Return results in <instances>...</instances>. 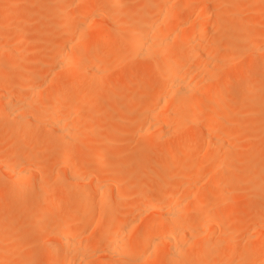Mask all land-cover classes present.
Wrapping results in <instances>:
<instances>
[{"label":"rangeland","instance_id":"374dc122","mask_svg":"<svg viewBox=\"0 0 264 264\" xmlns=\"http://www.w3.org/2000/svg\"><path fill=\"white\" fill-rule=\"evenodd\" d=\"M89 1L91 2V0H88V2ZM181 1H185V0H181ZM228 1L230 3L229 2L226 3L228 5L226 7H225L226 4L224 5V4H220V3H213L212 5H210L211 3H209V5L211 7L213 6V8H211L209 11L206 9H208L210 6H207V8H205L206 4L205 5L200 4L203 7L199 8L200 5L197 6L198 8L196 9V11L194 10L191 17H193V18H194V16L197 17L198 14H199V16H202L203 14H200L201 12L204 13V16L210 15L209 17H212V15H215V12L218 13L217 10L223 9L224 7H225L224 9H226V11L224 10V12H227V8L231 7V5L234 6V4H235L236 8H238V6H241V7H244V9H245L246 4H251L249 6H252L251 7L252 10L250 9L249 6L246 5L247 6L246 10L249 7L248 12L250 14L248 12H246V13L249 15L254 14L253 17H255L256 19L257 18L259 20L264 19V14H263V12H264V0H256V1L253 0V3H251V0H246V1L245 0H240V1L234 0V2L237 1L236 3H234L233 0H228ZM77 2H78L77 0H51V1L50 0L49 1L48 0H8V1L7 0L6 1L0 0V10H1L0 13L4 14V16H0V21L1 20H3L4 22L6 21L9 24L3 28H0V36H2L5 39V43H6L5 46H3L4 48L0 49V63L3 61L6 62L4 65H0V76L9 75L8 79L5 81L6 87L3 89L4 91L3 90L0 91V93H1L0 97H4V95H6V97H7L11 94H12V96L13 95L16 96L18 85L19 86H21V85L25 86V81L18 76L20 71H22L23 69L24 70L25 69L26 70H30V69L31 70H37L39 72V74H41L42 77H45V80L43 81V83L41 82L42 83L41 85H43V86H41V88H42V90L44 89L43 90V96L44 97L46 96V98H44V100H43L45 103V106L48 105V107H49L48 98L50 97L52 92L55 90V88L61 86V84H62V82H59V81L56 82L55 81L56 79L54 78L55 71L57 70V69H54V66L56 63H59L61 61L64 64V67L61 69V71H64L65 73H69V72L71 73L73 70V67H75L76 73L78 72L77 75H79V77H84L87 80H91V81L97 80V81L103 83L108 88L109 92H111V95H108L106 93L102 96H99L97 98H94V99L87 101L86 105L88 108L82 110L78 115L79 118L77 117L78 121L77 122L75 121L77 123V127L79 128V129L77 128L78 130L75 127L76 126L75 122H70V124H69L70 127H75V130L72 129L73 130V132H72V130L70 128V130H71L70 132H72L70 134L72 135V137L70 138V135H69V139L71 142H76L74 144L73 143L71 144L72 146H74L73 150L75 152V159L77 156L80 159H85L87 161L90 160L91 163L93 160H95L94 162L99 164L100 170H101V174L99 175L100 176L99 178H101L102 175H104V174H105L104 175L105 177L104 176L103 177L106 178L105 181H103L104 178H101L102 180L100 179L99 181L100 182L102 181L104 184L106 182V184H105L106 186H109V187L111 186L110 187L111 189H107L110 193L114 194L115 192H118V193L124 195V193L127 192L128 196L130 195V197H131V195H133V196L138 195L139 196L142 191L143 192L146 191V193L148 192L146 199H147L148 195H149V197H151V199L148 198L149 200L147 199V200L141 201V202H139V200H141L145 197H142V198L140 197V199L138 200L139 203L137 202V204L140 205L139 206L140 214H138L137 220L135 219L136 217L135 218H127V220H126V218H124L127 221V223H125V226H124L125 229L124 230L129 229L130 226L132 228L129 232L126 230L128 232V233L126 232L127 234L126 233L124 234V232H123L124 237H125L124 242L127 239L126 237H129V239H127L128 241L125 242L126 244L123 243V245H121V247H120L121 250H119V247H118V251H119V253H122L125 255H126V253L131 254V255H135V254L141 253L143 250L142 247L136 245L137 243L136 244L134 243V240H135V238L137 240V237H135L136 235H138V236L140 235L141 229L139 230V226L141 227V224H142L140 222L141 216H143L145 214H150V211L146 210L147 209L146 206L147 205L150 206L149 204H152L153 198L154 199H157L159 197L162 198L161 193H164L165 190H166L165 193H167V191H169L170 187L172 186V184L174 182L173 180H168V179L164 180V178H162V170L158 169L163 162V157H164L163 155L169 151L174 152V151H177L179 149H182V150L187 152L186 157L188 158V160L193 161V158L194 159L198 158L199 156H202L205 153H204L203 146L199 145L195 148H191L190 147L191 143H193L195 141H199L201 143L205 141L204 143H206L207 141L205 140V138H206L205 136H203V138L201 136H199L198 124L194 125L193 123H191V124L188 123L190 125L189 126L190 130L187 133L182 134V135L170 136L169 138H161L160 139L157 136L155 130L153 131L152 129H148L145 131V133L148 132L147 134L141 132L139 129V123L135 122L136 117L138 116V114L140 112H142L145 109V106L149 100V97L147 95L142 96V97L137 96L135 94V90H136V88H141L146 93L149 92L152 89L154 81L159 78L160 71H159V69H156L152 66V64H151L152 56H151V53L149 51H148V54H147V51H145L146 54H144L145 52L144 53L131 52L128 50L129 46H127V45L129 44V42H130V40H131V38L135 32L144 31L145 28L149 25V23L152 20L151 17H152V15L157 13V9L159 8L161 1L160 0H116L112 4L109 3V0L102 1L101 2L102 5L99 9L100 11L99 10H97L98 12L95 11L97 15L90 16V18H88L89 21L88 20L86 21V23L88 22L87 23V26H88L87 36H89L91 38L95 37L94 35H95L96 29H94V27L96 26V24H98L97 20L104 22V23L101 22L103 24V26H101V28H104L105 27L104 24L107 23L109 25V23H110L109 21L111 18L109 19L108 17L115 16V18H113L112 20H114V19L116 20V18H117L116 21L118 22L117 24H119V25H117L115 23L116 22L115 20H114L115 24H113V22L111 21L110 24H112V25H109L110 26L109 28H107L108 25L106 24L107 26L104 28V30L106 31V29H107L108 31H106V32H108V34L109 33L111 34V35L109 34L110 35L109 36L110 43L108 46L101 49V50H103L102 53L100 52L101 54H103V52H104V55H109V54L111 55L114 53L115 56L112 55V56H114V58H113V60H111V59L109 60V62L107 63V66H106L107 68H105L104 67L105 65H103V64L101 65L103 67H100L98 69L96 67H93L94 65L93 66L91 65V70H90V68H88V66H90V64H88V66L86 65L88 63L87 59H89V56L91 54L85 55V56L82 55L83 57L80 55H73V56L69 57L70 59L72 58L71 60H69V59H67L68 55L66 53H64L63 49H60L61 50L60 51L59 48L57 47V46L61 45L63 42H65L69 37H71L74 32H76V33L78 32V29L76 28V23L79 20L78 19L79 17L75 16V15L74 16H67L66 15L67 13L65 10V6L68 3H71L72 5H77ZM232 2L234 4H232ZM244 3H245V5H244ZM252 4H254L255 6ZM259 4L262 7L259 8L258 7ZM78 5H79V3H78ZM214 5L216 7H214ZM256 5H257V7H256ZM79 6L81 7L82 5H79ZM83 6L85 7V5H83ZM202 8H203V10L205 8L206 11L201 10ZM256 8H258V9H256ZM103 9H104V12H102ZM177 9H178V7L177 8L175 7V9L171 8L170 13H169L170 16L172 14L171 11L174 10L173 12H175ZM255 9H256V11H253ZM229 11H230V9H229ZM229 11L227 14L222 12V13L227 15V16H225L226 17L225 20L227 22L225 21V23L223 24L225 29L224 28L222 29V26L220 27L221 30H219V31H221V33L216 32V30L218 31V28L215 27L216 29H214L212 25H209L206 28V32H208L207 33V36H208L207 40L214 39L213 41H215L217 39V35L219 38V36L222 34L225 36V39L228 40V42H230L229 46H226L225 49H223L221 52H219V54L213 55V56L211 55V58L209 57V59L215 60L214 62L212 61L213 64L215 62H218V61L221 64V61H223L224 58L226 59V57H225L226 55H227V58L230 56H234V58H235L233 60L234 64L240 65L242 70H244V71L247 70V72L244 75V77L238 83L231 84V85H225V86L222 85L224 87H222V86L221 87H219V86L215 87L217 85H213V83H212V85H213L212 86L211 82H210V85H208L209 82H208V84L206 81H205V83H204V81H202V82L204 84H207L205 86H208V87L211 86L215 92L217 90V92L220 95L223 94L221 96H224L226 101L228 102V104H230V108H231L230 110L232 111V113L234 115L235 114L237 115L236 120L240 119V121L238 122L239 124H236L237 122L236 123L233 122L235 125L232 123L231 124H220V125H217L215 127L217 133L224 132V130L226 129L227 133H230L231 136L233 137L231 139V146L232 147L228 151L229 152L228 157L225 160H223V161H225V163H224V168L221 171V173L223 172L222 176L220 173V176L222 177V179H219V181L221 180V181H225L227 183L228 182L227 178H229L228 176H230V178H229L230 182H228V185H223V182H221V181L217 182V179H216V182L219 183V187H218L217 183L213 180V178H212V180L214 182L212 180L208 181L211 179L210 177H213L211 175V173H209L210 172L209 169L212 168V164L214 162V159L216 161V159L219 156V155L212 154V155H209V157H206L207 159H210V161L209 160L208 161L210 162L209 165H211V167H209V165H208L209 162L207 161L208 162L207 167L205 166L206 169L204 167V170L202 169L203 172H201V170H200L201 174L200 173L199 174L201 175V177L200 176L198 177L199 174H197V176H196L197 182L196 183L199 184V183L203 182L202 185L206 184L205 185L206 187H207L209 182L213 183V186H212V183H210L211 185L209 184L211 186V189H213L215 187L213 190L210 189L211 190L209 192L210 196L206 193V196L207 195L209 196L208 200L211 199L210 197H212V196L214 197L215 192L217 190H219V192H222V191L225 192V194H224V192H222L223 193L222 199L225 197L224 198L225 200L223 199L224 201H220L222 206H220V203L217 204V206H215V208H214V212H215V216H217L218 218H221L223 216L221 218L222 219L221 222H223V224L221 226L222 227L226 226L225 224L229 223L227 225L228 228L227 227L223 228V230L225 229L224 230L225 233H223L224 231L221 230L222 228L220 229V227H219L217 230H215L214 235H212V239L214 240L215 237H219L220 240L215 239L216 241L219 240L218 241L219 247L220 246L230 247L233 244H232L231 240L228 239V237L234 236L235 240L238 239V241H239V242L236 241L238 246H241L239 248L241 250H244V249H246L247 246H249L252 243V242H250L251 241L250 239L254 234L258 233V236H259V234H261V235L264 234V229L262 228L263 231L261 230V224H263V226H264V125L262 124L263 123L262 121H259V123H258L257 120H260V119H258L257 113H255V111H253V110H250V107H249V105L251 103H254L252 101H255V103H257L256 100L248 101L249 98L247 99L248 94L252 93L251 91L253 89L254 90L257 89V91H255V93H253V94L257 97L255 99H259L260 102L257 100L259 102L258 104L263 102L262 105L264 108V84L261 81L264 77V68H263V66H258L259 62L261 61L259 58L258 59L260 61H258V64H255L258 59L254 60L255 59L254 55L256 57L261 56L260 58L262 59V55H264V51L262 52L261 51L262 48H260V47L257 49V51H254V49L252 48L253 46H250V44H249L250 43V37L252 36L251 34H253V32L258 27L256 25H254L257 23V22L255 23L256 19H255V21H254V19L251 20L252 16L248 17L247 14H246V16H245V14H243V17L244 16L245 17L242 19L247 18V20L249 19L254 24L251 23L249 20L248 21L250 23L245 21L246 19L244 21H242L241 17L239 16L240 13H243V12H240L242 10L239 11L240 12L239 14H238V12H236L238 10L237 9L235 10V12L238 14L237 15L235 12L233 13L235 15V18L229 16L233 12V11L232 12H229ZM99 12H101V13L107 12L105 15L106 16L109 15L107 17L109 19V21L105 22L108 19H106L104 21L103 18L105 17V15L103 17L101 15V13L99 14ZM251 12L252 13L255 12V13L252 14ZM122 13H126L125 16L127 18H129V16H130V18L127 19L125 17H122V15H120ZM96 16L97 17L102 16L103 18L97 19ZM236 16H238V18H240L239 20H241V22H239V20L236 18ZM259 16H261V17L259 18ZM185 18H186V16H181V17L177 18L179 20V22L176 21L177 24L175 21H173V23L176 24L175 34L179 32V34H177V38L181 34V27L177 26V25H181V23L184 21ZM4 19H7V20H4ZM233 19H234V21H235V19H237L236 22L232 21ZM133 21H135L136 23H133L134 24L133 26H129ZM125 22H128V23L130 22V23L127 24V27H122V25H124ZM262 22H264V21H262ZM91 23L95 24V26H93V28H92L93 24H91ZM231 23L234 25L236 24L237 29H239V23H241L240 25L242 27H240V29L241 28L244 29V27H245V30H244L245 34H243L244 31H242L243 33L240 35L241 37L239 36V38L237 39L236 34L234 33L235 30H232L233 28L231 30L229 29V26H232ZM99 24H100V22H99ZM102 24H100V25H102ZM115 25L117 27H113ZM97 28H100V26ZM223 30H224V32H223ZM18 31L24 32V35H25L24 39H23L24 41H21L19 44H17L16 45L17 48H16V50H14L15 48H14L13 44L11 43L12 42L11 38ZM92 31H93V33H92ZM239 31H241V30H239ZM120 32H121V34H120ZM215 33H217V34L215 35ZM209 34L213 35L214 38L212 37V38L208 39L210 36ZM112 38H115L117 41H114ZM116 42H118V43H116ZM82 44H79V46L84 47L85 44H87V46H91V45H88V43H85L83 45ZM12 46H13V48H12ZM119 47L121 49H119ZM243 48L245 50H243ZM112 49H114V50H112ZM94 50H91V52ZM96 50L99 53V50L98 49H96ZM121 52H123V53L121 54ZM263 58H264V56H263ZM4 59H6V60H4ZM160 59L163 61V57H160L159 60ZM197 59L198 58L194 59L193 61L196 63V62H198ZM7 60H9V61H7ZM13 60L14 61L16 60L18 62L21 61V65L23 67L20 68L21 67V65L19 64L20 62L17 63V64H19V66L17 65L15 68L9 67L10 66L9 64H11L13 62ZM67 60H69L68 64H67ZM195 60H197V61H195ZM252 60L256 61V62H252ZM212 62H211V64H212ZM250 62L254 63L252 65L253 67L251 66ZM70 64H71V66H70ZM190 65L193 66L195 64L191 63ZM237 65H235V66H237ZM248 66H251V67H248ZM101 68H103V69H101ZM193 68L194 67H192V70L195 71L196 67L194 69ZM19 69H20V71H19ZM99 69L101 72L99 71V73H98ZM94 70H95V72H97V74H95ZM91 71H93V73ZM61 73H63V72H61ZM92 74H94V77L92 76ZM187 76L188 75H186V77ZM140 78H142V79H140ZM194 81H191V82H193L195 85L198 84L196 87H200L201 85L204 86V84H202V82L199 83L197 81L198 82L197 83ZM208 87H204V89L207 88L208 90H210L211 87H209V88ZM23 88L26 91V93L28 94L29 89H27V87L26 88L23 87ZM200 90H202V88ZM3 92H5V94ZM45 92H46V94H45ZM148 95H149V93H148ZM38 98H40V96ZM37 99H35L36 101L31 102L29 104L26 103V101H25V104L29 105V107H27L26 105L24 106V107H26V109L29 108L27 111V114H26L27 116L24 113V114H21L22 118H21V115L19 118L25 119L26 117H29L30 115L31 116L34 114L38 115L37 114L39 112L38 108H40L38 106H40V105L42 106L41 103L43 101L41 98L38 100ZM236 99H237V102H236ZM15 101H18V100H15ZM19 102H20V100H19ZM19 102H16V103L19 104ZM16 103L13 102L12 104L18 105ZM5 106L6 105L4 104V102L0 101V111L3 112V115H2V113H0L2 115L1 116L2 118H0V155H1L0 160L3 159L4 157H6V159H7V157L10 155L11 156H20L23 153L28 155V157L31 159L43 160L45 157V154H46V153H44V151L47 152V150L50 149V147H52L53 143L52 142L50 143V141L55 136L53 130L49 129V127H46L41 132L34 131L33 133L28 134V135L20 134L19 145L16 147H12L10 145V138H11L10 133L9 134L7 133V139L6 140H2L3 139L2 135L4 132L3 129L8 122L13 121L12 116H14V114L12 112H9L10 109L7 108V106L6 107ZM48 107H45V108H48ZM4 109H5V111H4ZM7 109H8V111H7ZM90 109H92V110H90ZM6 112H8V113H6ZM28 113L30 115H28ZM10 114H11V116H10ZM24 115L26 117H24ZM88 115H90V117L86 118ZM95 115L97 116V118ZM46 116H47V114H46ZM93 117L97 119V123L95 122L96 119H94ZM91 118L94 121V122H91V124L93 123V126H88V125H91L89 123L86 125V122L90 121ZM86 119H88V120H86ZM241 124H243V125H241ZM84 125H86V127H88V128H86ZM82 126H84V127H82ZM89 127H93V128L89 129ZM95 128L98 129V131L96 129L97 132H95V130H94ZM88 129H89V131H88ZM239 129L241 132L239 131ZM50 130H51V132H50ZM231 131L232 132L237 131L236 132L237 135H234V133H231ZM234 137H237V138H235V140H236L235 142L233 141ZM55 139H56L57 143L56 144L54 143L53 146L55 148L52 147V149L55 150L56 148L59 149V148L64 147L63 145H65V144L62 143V145H61V142L59 141V139H57L56 137H55ZM55 139L53 138L54 141H55ZM108 140H113V143L108 144V148H106L102 152L98 153L97 149H98L99 145L103 141H108ZM79 141L81 142V144ZM58 144H60V145L57 146ZM91 144H92V146H91ZM6 148H7V150H5ZM80 148H81V150H80ZM88 148H89V150H88ZM125 153L128 155V156H125L126 158L123 157V159H118V158H122L121 156L118 157L119 154L122 155ZM111 154H116V156L110 157L109 155H111ZM139 155H142V156L144 155L143 160L139 159ZM57 157H58V155H57ZM219 158H222V157L220 156ZM235 158H236V160H235ZM250 158H253L252 163H250L251 162L249 160ZM4 159H3V161H4ZM75 159L73 157L69 161V164L67 163L66 167L64 166L62 168H65V169L67 168L66 172H68V169H69V171L72 170V168H74L75 163H76ZM226 162H229L230 164L228 163V165H227ZM241 162H245V163L247 162V167H245L244 163L241 164ZM166 166H168L169 169H173L178 165H175V163H172V164H169ZM240 166L242 168H239ZM60 169H61V166L57 165L55 170H53V173H50V178L51 179H53L54 177L55 178L53 180L49 181V184L47 185L46 188H43L40 186V182H39L40 178H39V176L35 175L37 177L36 180H35V176L32 178L33 184H34L33 191L36 190L35 194H33L34 193L33 191L31 192V194H33V195L22 194L23 196H21V197L19 196L18 198L0 196V223L2 224V223L6 222L4 225L2 224V226L0 224V226H1L0 227V238L5 239V236L7 237V239H5L3 242L0 241V243H4V244H5V242H7L8 244L12 243V240H14L13 238H15L14 241L17 242L12 247L13 250L10 251L9 249H7L10 252L7 250H5L4 252L0 251V264H18L21 261H28V263L31 262L32 264H36V263L37 264H44V258H45L46 252H47V250L51 244V238H50V235L48 233L49 229L47 228V226L52 225V223L54 222L53 220L58 219L57 221H60L66 215L71 214L73 212V210L76 208L77 201L79 199V197H78L77 200H75V197L74 198L72 197L73 195H69L70 190H68L66 192V193H69L66 196L65 195L63 196V194H65L64 191L59 190V192H58V189H57L58 185L59 184H65V182L68 178L67 173H65V171L64 172L62 171V174H64V176H62ZM242 169H244L243 171L248 170V172H246L245 174L242 173L245 176H242L239 174L242 171ZM84 170L85 169H83V171L80 170L77 172L78 177L76 179V185L75 186L81 188L79 190V191H81V193H83V190L91 193L92 194L91 199L97 206H101V205L105 206L106 202L103 200L101 201V199L96 195L97 193H95L96 187H94V182L88 180L91 178V176H90L91 173L87 174L88 171H84ZM87 170L91 171L90 169H87ZM102 170H103V172H102ZM31 171H33V170H31ZM255 173H256V175H255ZM114 175H117V180H115L114 182H111V177ZM238 176H240V178ZM241 176L247 180L243 179ZM80 179H82L83 181H80ZM233 179L234 180L236 179L235 180L236 182ZM239 181H241V182H239ZM225 182H224V184H226ZM57 183H58V185H57ZM214 183L216 186L214 185ZM209 185H208V188H209ZM0 186L3 188H6L7 190L9 189L11 191L14 190V188L16 187V183H14L13 180L8 175H6L2 172L1 167H0ZM17 187H19V186L17 185ZM220 187L222 189H220ZM208 188H207V190H208ZM179 189H178V191L177 190L171 191V192H174V194L173 193L172 194L177 195L178 197L177 196H175V197L179 198V200L181 202H182V199L185 198V200H183V203H185L184 205L188 208L191 207L194 204V201L191 198V202H192L191 203L189 199H190V197H192L191 194H192V192L195 191V189L194 188H193V190H189L186 188H179ZM116 190H118V191H116ZM163 190H164V192H163ZM160 191H162V192H160ZM176 191H177V194H176ZM189 191H192V192L189 193ZM213 191H214V193L212 194L211 192H213ZM159 192H160V195L158 194ZM168 194H166V195L168 196ZM163 195L166 196L165 194H163ZM189 195H190V197H189ZM43 196H44V198H43ZM54 196H55V198H58L57 200H60L61 203L59 205H57L55 208H52L50 210L51 211L50 212V211H48V207H49V200L48 199L49 198L52 199V198H54ZM157 196H159V197H157ZM38 197H39V199L40 198L43 199L42 200L43 204L41 205V207L36 208L37 207L36 206V204H37L36 199H38ZM181 197H183V198L181 199ZM164 198H166V197H164ZM169 198H171V197H169ZM39 199H38V201H39ZM44 199H47V200L44 201ZM151 200H152V202H151ZM159 200H160V198H159ZM166 200H167V198L165 200H163V202H165ZM117 201H118V202H116L117 208H122L124 203H125V200L119 199ZM126 201H128V200H126ZM231 201H235V204ZM189 202H190L191 206H189ZM203 202L205 203L204 200H203ZM230 202L232 203V205L230 204ZM199 203L202 205L201 202H199ZM199 203H198V205H199ZM204 203L202 206H204ZM223 203H225V204H223ZM206 204L209 205V201L208 202L206 201ZM207 205L205 207H207ZM185 206H184V208H185ZM218 206H220V207H218ZM216 207H218L219 210ZM188 208H186L185 213L187 212ZM202 209H205V208L202 207ZM35 210H36V212H35ZM217 210L221 212L220 215L217 214V213H219V212H217ZM224 210H225V213H224ZM40 213L41 214L47 213V215H44V216H46L45 217L46 219H43L44 217L40 218L41 220L43 219V221H45V223L43 221H41L39 218H37V215H38V217L41 216ZM48 213H51V214L49 215ZM231 213L233 216L231 215ZM32 214L35 215V219L30 218L32 216ZM94 215L91 212H89L86 215V220H87L88 224H91V227L89 230L94 229V232L96 230V234H98L97 235L98 237L100 236V232H101V237H104L105 235L107 236V234L110 233L111 230L108 229L109 228L108 226L110 224H112L114 222L121 223L124 220L121 218V214L118 211L115 213V215L109 216V217H105V216H102V217L98 216L97 217L96 214H94ZM186 215H185V217L187 219L188 215H190V214H186ZM228 215H230L231 218L233 217L232 218L233 220L231 221L232 222L231 226H230V221H229V220H231V218ZM192 216L193 215H190L187 220L194 219L193 218L194 216L193 217ZM224 218H227V219H224ZM24 219L25 220L28 219L31 221L33 220V222H34L33 226L30 225L31 227H29L28 224H31L33 222L25 221ZM226 220L229 222L225 223ZM250 220L251 221L254 220V221L251 222ZM16 221H18V222L15 225L14 222L16 223ZM21 221H23V222H21ZM88 221L89 222L91 221V222L89 223ZM248 221L252 223V224H250L249 228L246 225ZM28 222H30V223H28ZM37 222L42 223L43 230H42L41 226L39 227ZM138 222H140V223H138ZM249 222H248V224H249ZM256 222H257V224L259 223L260 226H257L255 224ZM7 223L14 224L15 226L10 224L11 225V227H10L9 224L6 225ZM24 223H26V224L28 223L27 224L28 228H27V230H20L21 234L19 235V232H17L18 226L20 227ZM47 223H48V225H47ZM55 223H53V224H55ZM130 223L132 225H130ZM253 223L256 225L255 227H253L254 229L251 227V226H254ZM43 224H45V225H43ZM137 224L139 226H137ZM143 224L148 225V226H154L156 224V222H154V221L143 222ZM127 225H130V226L128 227ZM12 226L15 228L13 229ZM22 227H24V225ZM22 229H26V225ZM255 229L257 230V232L253 233V232H255ZM89 230L87 231V233L89 232ZM218 230H221L222 232L217 233ZM250 231H251V234H250ZM15 232H17V234H14ZM129 233H130V235H129ZM194 233L195 232H193L192 235H191V233H190V235L186 233V235H187L185 237L186 241L183 240V244H184V242H185V244L180 247V249H181L180 251L179 250L175 251L177 254L175 253L176 255L172 259L163 260L164 258L162 259L160 257L162 260L160 259V261H159L157 259L155 261V264H178L182 258L194 256V254L197 252V250H199L201 248V246L204 242L203 239L205 240V236H206V234L204 236L203 233H202V235H200V234L198 235L197 234L198 232H196V234H197V236H196V234H194ZM12 234H14V236ZM9 235H10V238H8ZM193 235L195 237H192ZM97 236L94 235L93 239H94V237L96 238ZM106 236L104 237L105 240L109 235L107 237ZM189 236H191V237L189 238ZM249 236H251L250 239H249ZM91 237L89 239H91ZM97 238H96V240L98 242L99 239H97ZM93 239H91V242L93 245H95L94 246V248L96 250L95 252L99 253L97 251L100 249L99 251L102 253V250H103L102 248H106V246L102 247L103 244L101 243L102 242L101 238H100L101 242L99 241L101 244L95 243L96 241H94ZM105 240H103V241L105 242ZM136 240H135V242H136ZM248 240H250V241H248ZM88 242H90V241L88 240ZM91 242H90V244H91ZM8 244H5L4 248H3V244H1L2 247L1 246L0 247L4 250V249H6V246ZM12 244H9L8 246H10ZM90 244H89V246H92V244L91 245ZM105 245H106V243H105ZM186 246L188 249H186ZM199 246H200V248H199ZM182 247H183V249H182ZM7 248H9V247H7ZM184 248H185V250H184ZM85 249L87 250V248H85ZM105 250H103V252ZM182 250L184 252H181ZM88 251L90 252V251H92V249H90V250L88 249L87 251H84L83 258L85 256H86V258L89 256H92L93 258L92 257H89L87 259L84 258L82 261H80L81 263L79 262L80 264H90V263L91 264H101V262L104 259L106 260V258H108V257L102 255L104 253L94 254V252H91L92 253L91 255H89L90 253H88V255H85V254H87ZM163 251H165V247L163 248ZM11 252H12V254H11ZM179 252H181V254L183 253V255L180 257L177 256V255H180V254H178ZM104 257H106V258H104ZM21 259H23V260H21ZM108 261H109V258H108ZM108 261H107V263H108ZM118 263L119 264H130L129 262H115L114 264H118Z\"/></svg>","mask_w":264,"mask_h":264},{"label":"bare ground","instance_id":"6f19581e","mask_svg":"<svg viewBox=\"0 0 264 264\" xmlns=\"http://www.w3.org/2000/svg\"><path fill=\"white\" fill-rule=\"evenodd\" d=\"M77 1H78L77 5H72L71 3H68L65 6V10H66L67 16H74L75 15V16L79 17L78 18L79 20L76 23V28L78 29V32L77 33L74 32L71 37H69L65 42H63L61 45H59L57 47L59 48V50L63 49L64 53H66L68 55L67 59H69V60L72 59V58L70 59L69 57L73 56V55H80V56L84 55L85 56V55L91 54L89 56V59H87L88 63L86 62L87 66H88V64H90V66H88V68H90V70H91V65L92 66L94 65L93 67H96L98 69L100 67H103V66H101L103 64V65H105L104 67L107 68L106 67L107 63L109 62L110 59L113 60L115 55L113 52H112L113 54H111V55L110 54L104 55V52H103V54H101L103 51L101 49L109 45V43H110L109 36L111 34L109 33L110 34L109 35L108 32H106V31H108L107 29H106V31L104 30V28L108 24L107 23H106L107 25L104 24L105 27L101 28V26H103L102 23H104V22L97 20L99 18L100 19L103 18L107 12L106 13L99 12V14L101 13V15L103 17L102 16H100V17L96 16L97 17L96 20H97L98 24H99V22H100V24H102V25L96 24V26L98 25L97 27L100 26V28H97L95 26V24L91 23V24H93L92 28H93V26L96 27V28L94 27V29H96L95 35H94L95 37L91 38V37L87 36V34H88L87 33V30H88L87 23L88 22L86 23V21L88 20V18H90V16L97 15L96 12H98L97 10L100 9V7L102 5L101 2L104 0H91V2L90 1L88 2V0H77ZM115 1L116 0H109V3L112 4ZM160 1L161 2H160L159 8L157 9V13L152 15V17H151L152 20L149 23V25L145 28L144 31L135 32L133 34L129 44L127 45V46H129L128 50L131 52L144 53L145 51H147V54H148V51H149L151 53V56H152V59H151L152 60L151 61L152 66L156 69H159V71H160L159 78L154 81L152 89L149 92L146 93L141 88H136V90H135V94L137 96L142 97V96L147 95L149 97V100L145 106V109L138 114V116L135 119V122L139 123V129L141 132L145 133V131L148 129H152L153 131L155 130L157 136L160 139L161 138H169L170 136H174V135L185 134L190 130L189 124H191V123H193L194 125L198 124V128H199L198 134L202 138H203V136H205L207 138V139L205 138V140L207 142L204 143L205 142L204 141L201 143L199 141H195V142L191 143V145H190L191 148H195L199 145L203 146L204 153H205L202 156H199L198 158H195V159L193 158V161L188 160V158L186 157L187 152L182 150V149H179V150L174 151V152L169 151L163 155L164 156L163 162L158 169L162 170V178H164V180L168 179V180H173L174 182H173L172 186L170 187L171 190L169 189V191H167V193H165L166 192L165 189L168 187L167 186L164 189L165 192L163 190L164 193H161L163 199L161 197L157 196L160 198V200H159V198H157V199L153 198V202L151 200L152 204H149L150 206H148V205L146 206L147 207L146 210H149L150 214H145V215L141 216L140 222L142 224H143V222H150V221L151 222L154 221V222H156V224L154 226H148V225H144L145 224L144 223L143 225L141 224V227L137 224V226H139V230L140 229L141 230H140V235L135 236V237H137V240L135 238L136 242L134 240V243L135 244L137 243L136 245L143 248L141 253H138L135 255H131V254L126 253V255H125V254L119 253L118 247H119V250H121L120 249L121 245H123V243L126 244L125 242L128 241L127 239H129V237H126L127 239L124 242V240H125L124 234L127 231L129 232L132 228L130 226L132 224L130 223V225H127L128 227L130 226L129 229H126L127 231L124 230L125 229V227H124L125 223H127V221H126L127 218H135L136 217L135 219L137 220L138 214H140V212H139V206L140 205H138L137 202L140 199V197L141 198L145 197V198L139 200V202L145 201L148 198L151 199V197H149V195L146 199L148 192L146 193V191L145 192L142 191L139 196L138 195H134V196L131 195V197H130V195L128 196L127 192H125L124 195H122L118 192H115L114 194L110 193L107 189H111L110 188L111 186L110 187L106 186L105 185L106 182L104 184L102 181H101L102 183L99 181L101 178L105 177L104 176L105 174H104V175H102L101 178H99L100 177L99 175L101 174L99 164L95 163L94 162L95 160H93L91 163L90 160H89L90 161L89 162L85 159H80L77 156L75 159V152L73 150L74 146H72L71 144L72 143L74 144L76 142H71L69 139V135H70V138L72 137V135L70 134L73 132L72 129L75 130V127H76V129L78 128L76 122L78 121L79 113L82 110L88 108L86 105L87 101L94 99V98H97L99 96H102L106 93L108 95H111V92H109L108 88L103 83H101L97 80L91 81V80H87L84 77H79V75H77L78 72L76 73L75 67H73V70L71 73L70 72L65 73L64 71H61V69L64 67L63 62L61 61L59 63H56L54 66V69H57L55 71L54 78L56 79L55 80L56 82L59 81V82H62V84H61V86L55 88V90L52 92V94L48 98L49 107H48V105L45 106V103L43 100H44V98H46V96L45 97L43 96V90L44 89L42 90V88H41V86H43L41 84L45 80V77H42L41 74H39V72L37 70H31V69L30 70H26V69L24 70L23 69L22 71H20V69H19L20 73L18 74V76L25 81V86H23V85L19 86L18 85L16 96L15 95L12 96V94H11V95L6 97V95H4L5 92H3L4 97H0V101H3L4 104L7 106V108L10 109L9 112H12L14 114V116H12L13 121L8 122L3 129L4 132L2 135L3 136L2 140H6L7 139V133L8 134L10 133L11 134L10 135L11 136L10 145L12 147H16L19 145L20 134L28 135V134L33 133L34 131L41 132L46 127H49V129H52L54 132L55 136L53 138L55 139V137H56L57 139H59V141L61 142V145H62V143L65 144V145H63L64 147L59 148V149L56 148L54 150V149H52V147L55 148L53 145H54V143L56 144L57 142H56V139L54 141L52 138V140L50 141V143L51 142L53 143L52 147L49 146L50 149H48L47 152L44 151V153H46V154H45V157L43 160L31 159L28 157V155H26L24 153L20 156H11L10 155L7 157V159H6V157H4L5 158V159L3 158L4 161H3V159H1L0 160V165H1L0 167L2 169V172L4 174L8 175L13 180V182L16 183V187H17V185L19 187H17V188L15 187L14 190L11 191L9 189L7 190L6 188H3L0 186V196L18 198L19 196L20 197L23 196L22 194H24V195L35 194L36 190L33 191L34 184H33L32 178L35 175L39 176L40 186L43 188H46L47 185L49 184V181L53 180L55 178V177L54 178L52 177L53 179H51L50 173H53V170H55L56 166L59 165V166H61V169H60L61 174H62V171L63 172L65 171V173H67L68 178H67L65 184H59L58 185V183H57L58 188L57 187L56 188L58 189V192H59V190L64 191L65 194H63V196L64 195L66 196L70 193L69 195H73L72 197L73 198L75 197V200H77V198L79 197V199L77 201V206L71 214L66 215L60 221H57L58 219L53 220L54 221L53 223L56 222L55 224L52 223V225H48L49 222L47 223L48 226L47 225L46 226L49 229L48 233H49L50 238H51V244H50V246L46 252V255L44 258V264H78L80 261H82L84 258H86V256L83 258V254H84V251H87L88 249L89 250L92 249V251H90V252L88 251L87 254H85V255H88V253H90L89 255H91L92 254L91 252H94V254L104 253L102 255L109 258V261H108V258L104 257V258H106V260L104 259L105 261L103 260L101 262V264L102 263L103 264H114L115 262H129L130 264H155V261L157 259L159 261L161 258L162 259L164 258L163 260L172 259L177 254L175 251L176 250L180 251L181 250L180 247L185 244V242L183 244V240H185V237L187 236L186 233L189 235L191 233V235H192L193 232H195L194 234H196V232H198L197 233L198 235L199 234L202 235V233H203L204 236L206 234L207 237L205 236V240L203 239L204 242H203L201 248L199 246L200 249L197 250V252L194 254V256L182 258L178 264H264V234L263 235L259 234V236H258V233H256L257 228L255 229V232H253V233H256V234H254L255 236L254 235L253 236L251 235L252 237L249 236V239L251 237V239H250L251 241L250 240H248V241H250L252 243L249 246H247L246 249H244V250H241L239 248V247H241V246H238V244H237V242H239V241H238V239L235 240L234 236L228 237V239H230L232 244H233L230 247H225V246L219 247L218 246V244H219L218 241L220 240L219 237H215L216 240L219 239L218 241H216L215 239L214 240L212 239V235H214L215 230H217L219 227H220V229L222 228L221 230H223V228H226L227 225L229 224V223L225 224L226 226L222 227L221 225L223 224V222H221V220H222L221 218L223 216L221 218H218L217 216H215V212H214L215 206H217V204H219L220 201L225 200L224 199L225 197L223 198L224 200L222 199V196H223L222 192H224V191L219 192V190H217L215 192L214 197L212 196L213 198L210 197L211 199L208 200V198L210 196L209 192L215 188V187L214 188L212 187L213 189H211L210 183H212V182L208 183V185L210 184L209 188H208V185H207V187L205 186L206 184L202 185V183H203L202 181H201L202 183H199V184L196 183L197 182V179H196L197 174H199V173L201 174V172H203V170H204V167L205 166L207 167V163L210 161V159H207L206 157H209V155H212V154L219 155V156L217 158L218 160L216 159V161H215V159H214V162L212 164V168L209 169V171H210L209 173H211V175L213 177H210L211 176L210 175L209 177L211 179L208 181H211L212 178L215 182H216V179H217V182L219 181V179H222L221 176H222L223 172L221 173V171L224 168V163H225V161H223V160H225L228 157V154H229L228 151L232 147L231 146V139L233 137L231 136L230 133H227L226 129L224 130V132L217 133L215 127L217 125H220V124H231V123L234 124L236 122H237L236 124H239L238 122L240 121V119L236 120L237 115L236 114L234 115L232 113V111L230 110L231 109L230 104H228V102L226 101L224 96H221L223 94L220 95L217 92V90L215 92L211 86H209V87H211L210 90H208L207 88H205L206 89L205 90L204 87H208V86H205L208 84V82H209L208 85H210V82H211V85H212V83H213V85H217L215 87H218V86L221 87L222 85L225 86V85L236 84L244 77V75L247 72V70L246 71L242 70L240 65L234 64V61H233L235 59L234 56H230L227 58V55H226L225 56L226 59L224 58L223 61H221V64L219 61L215 62L213 64V62L215 60H213V59L211 60V59H209V57L211 58V55L213 56V55L219 54V52H221L223 49H225L226 46H229L230 42H228V40H226L225 36L222 34L219 36V38L217 35V39L215 41H213L214 39H211L212 41L207 40V37H208L207 33L208 32H206V28L209 25H212L214 29L218 28V31L216 30V32L221 33V31H219V30H221V28H220L221 26H222V29L224 28L223 24L226 21L225 16H227L226 14L228 13L229 9H230L229 12L233 11L232 14L235 12L236 9L238 10V11H236V12H238V14L240 12H243V13L239 14V16L242 19L246 16V14H247L246 12L249 11V7L251 9L252 6H249L251 4H246L247 6H249L246 10L247 6L244 3L245 9H244V7H241V6H238V8H236L235 7L236 5L234 3H236L238 0L236 2H234V0H233L234 3L232 2V4H234V6L231 5V7L227 8V12H224V10L226 11V9H224V8L226 6H228L226 4L229 2L228 0H185V1H181V0H160ZM254 1H256V0H254ZM78 3H79V5H82V6L80 7L78 5ZM209 3H211L210 5H212L213 3H220V4H224V5L226 4V5L223 9L217 10L218 13L215 12V15H212V17H209L210 15L204 16V13H202V12L200 13V14H203L202 16H199V14H198L197 17L196 16H194V18L191 17L194 10L196 11V9L198 8L197 6H199L200 4L201 5L206 4L205 8H207V6H210ZM251 3H253V0H251ZM83 5H85V7ZM201 5L199 8L203 7ZM252 5H254V4H252ZM175 7L176 8L178 7V9L175 12H173L174 10L171 11L172 14L170 16V14H169L170 9L171 8L175 9ZM214 7H216V6L214 5ZM256 7H257V5H256ZM258 7L260 8L262 6L259 4ZM205 8H204V10H203V8L201 10H203V11L208 10L209 11L211 8H213V6L212 7L210 6L206 10H205ZM256 9H258V8H256ZM256 9L253 11H256ZM240 10H242V11H240ZM102 12H104V9L102 10ZM222 12H224L226 14H224ZM253 13H255V12H253ZM232 14H230L229 16L235 18V15L233 14L234 15L233 16ZM243 14H245L244 17H243ZM249 14H247V16L248 17L252 16L251 20L254 19V21H255L256 18L253 17L254 14L253 15H249ZM263 14H264V12H263ZM120 15H122V17L127 18L125 16L126 13H122ZM0 16H4V14L0 13ZM108 16L109 15H107V16L105 15L106 18L105 17L103 18L104 21L108 18L109 19L111 18V19H110V21L108 19L105 22L109 21L111 23V21H112L113 24L118 23L116 21L117 18H116V20L114 19L116 22L114 20H112L113 18H115V16H113V17H111V16L108 17ZM181 16H186V18L184 19V21L182 23L180 22L181 25H177V26L181 27V34L177 38V34H179V32L175 34V32H176L175 28H176L177 22H179V20L177 18H179ZM260 17L261 16H259V18ZM129 18H130V16H129ZM129 18H127V19H129ZM236 18L238 20L240 19V18H238V16H236ZM237 19H235V21L233 19L232 21L236 22ZM245 19H242V21H244V20L247 22L250 21L249 19H248L249 20L248 21L247 18H245ZM4 20H7V19H4ZM173 21H175V22L177 21L176 24L173 23ZM262 21H264V19L259 20L258 18L255 21V23L257 22L256 24H254L252 21H250L254 25L258 26L257 29L253 32V34H251L252 36L250 37V43H249L250 46H253L252 48L254 49V51H257V49L259 47L262 48L261 49L262 52L264 51V22H262ZM5 22L3 20L0 21V28H3L6 25H9L7 22L6 23ZM239 22H241V20H239ZM110 23H109V25H112ZM129 23L125 22L124 25H122V27H127V24H129ZM133 23H136V22L133 21L129 26H133L134 25ZM240 24L241 23H239V29H237L236 24L234 25L231 23L232 26H229L230 30L232 28H233L232 30H235L234 33L236 34L237 39L243 33L242 31L245 30V27H244V29L243 28L240 29V27H242ZM109 25L107 26V28L110 27ZM117 25H119V24H117ZM113 27H117V26L115 25ZM239 30H241V31H239ZM93 31H92V33H93ZM223 32H224V30H223ZM120 34H121V32H120ZM216 34L217 33H215V35ZM243 34H245V31ZM24 36H25L24 32H22V31H18L14 36H12V38H11L12 42L11 43L13 44V46L15 48L14 50H16L17 44H19L21 41H24L23 40ZM212 37H213V35H210L208 39H210ZM112 39L114 41H117L115 38H112ZM84 42L88 43V45H91V46H87V44H85ZM82 43L85 44L84 47L79 46V44H82ZM116 43H118V42H116ZM5 44H6L5 39L2 36H0V49H3L4 48L3 46H5ZM13 46H12V48H13ZM96 49L99 50V53L97 52ZM119 49H121V48L119 47ZM91 50H94V51H92L93 53L91 52ZM112 50H114V49H112ZM243 50H245V49L243 48ZM122 53L123 52H121V54ZM144 54H146V52ZM112 55H114V56H112ZM263 56L264 55H262V59H261L260 58L261 56L256 57L254 55V58H255L254 60H257L259 58L261 61L258 59L257 62L253 61V60H252V62H256L255 64H258V61H260L258 66H263V68H264ZM160 57H163V61L161 59L159 60ZM196 58H198L197 59L198 62L195 63L193 60ZM4 60H6V59H4ZM69 60H67V64H68ZM197 60H195V61H197ZM7 61H9V60H7ZM19 62L16 60L15 61L13 60V62L11 64H9L10 66L9 65L8 66L15 68L17 65L18 66H19V64L21 65V61H19ZM211 62H212V64H211ZM5 63L6 62L3 61L0 63V65H4ZM17 63H19V64H17ZM191 63L192 64L194 63L195 65L192 66V65H190ZM253 64L254 63H251V66ZM235 65H237V66H235ZM70 66H71V64H70ZM251 66H248V67H251ZM22 67L23 66L21 65L20 68H22ZM192 67H194V68L196 67L195 71L192 70ZM101 69H103V68H101ZM99 71H100V69L98 70V73H99ZM61 72H63L64 74ZM91 72L93 73V71H91ZM94 72H95V70H94ZM95 74H97V72H95ZM186 75H188L189 77L188 76L186 77ZM92 76L94 77V74H92ZM8 77H9V75L0 76V91L6 87L5 81L8 79ZM140 79H142V78H140ZM191 81H194V82L198 81L199 83H201L202 81H204V83H205V81H206L207 84H204L202 82V84H204V86L201 85L202 86L201 87L199 85L202 88V90H200L201 89L200 87H196L198 84L195 85ZM261 81L264 84V77ZM22 86L25 88L27 87V89H29L28 94L26 93V91L24 90V88ZM224 86H222V87H224ZM255 91H257V89L256 90L253 89L251 91L252 93L248 94L247 99L249 98L248 101L256 100L257 103H255V101H252L254 103H251L249 105V107H250V110H253V111H255V113H257L258 119H260V120H257L258 123H259V121H262L263 122L262 124L264 125V108L262 105L263 102L258 104L260 101H259V99H255V98H257L253 94V93H255ZM148 93H149V95H148ZM45 94H46V92H45ZM39 96L43 102L42 101H41L42 103L40 102L42 104V106L40 104H39L40 106H38V107H40V108H38V110H39V112L37 113L38 115L34 114L31 116L28 113V115H30V116L26 117L27 116L26 114H27V111L29 108L26 109V107H24V106L26 105L27 107H29L28 104L36 101L35 99H37ZM40 98H38V99H40ZM15 100H18V101H15ZM19 100H20V102H19ZM25 101L28 104H25ZM13 102H15V103L19 102V104L16 103L18 105H13L12 104ZM236 102H237V99H236ZM45 107H48V108H45ZM90 110H92V109H90ZM4 111H5V109H4ZM7 111H8V109H7ZM0 113H2V115H3V112L0 111ZM6 113H8V112H6ZM24 113L26 115V116L24 115V117H26V118L21 119L22 118L21 114H24ZM11 114H10V116H11ZM46 114H47V116H46ZM2 115L0 114V118H2L1 117ZM20 115H21V118H19ZM88 117H90V115H88L86 118H88ZM96 118H97V116H96ZM96 118H94V119H96ZM86 120H88V119H86ZM70 122H75L76 126L70 127V125H69ZM91 122H94L92 118L90 121L86 122V125L88 123L91 124ZM95 122L97 123V119L95 120ZM86 125H84V126L86 127ZM241 125H243V124H241ZM84 126H82V127H84ZM88 126H93V123L91 125H88ZM70 128H71L72 132H70L71 131ZM86 128H88V127H86ZM90 128L92 129L93 127H89V129ZM89 129H88V131H89ZM96 129L97 128L94 129L95 132L98 131V129H97V131H96ZM232 131H231V133H234V135H237L236 134L237 131L236 132L235 131L232 132ZM239 131H240V129H239ZM50 132H51V130H50ZM147 133L148 132H146L145 134H147ZM235 138H237V137H234V140H233L234 142L236 141ZM111 143H113V140L103 141L97 149L98 153H100L103 150H105L106 148H108V144H111ZM80 144H81V142H80ZM59 145L60 144H58L57 146H59ZM91 146H92V144H91ZM5 150H7V148ZM80 150H81V148H80ZM88 150H89V148H88ZM57 155H58V157H57ZM109 156L115 157L116 154H111ZM119 156H121L122 158H118ZM125 156H128V155L126 153L122 154V155L119 154L117 158L123 159V157H125ZM220 156L222 158H219ZM73 157L76 161L75 166H74V168H72V170L69 171V169H68V172H66L67 168L65 169L62 167H64V166L66 167V164L67 163L69 164V161ZM143 158H144V155L143 156L139 155L140 160H143ZM235 160H236V158H235ZM249 160L251 161L250 163L253 162V158H250ZM247 162L246 163L241 162V164L244 163L245 167H247ZM172 163H175V165H178V166H176L173 169H169L168 166H166V165H169ZM228 163L229 162H226L227 165H228ZM209 164H210V162L208 163V165ZM206 167H205V169H206ZM209 167H211V165H209ZM239 168H242V167L240 166ZM83 169H85L84 171H88L87 174L91 173V175H90L91 178L88 180L94 182V187H96L95 193H97L96 195L101 199V201L103 200L106 202L105 206L104 205L97 206L91 199V196H92L91 193L86 192L84 190H83V193H81V191H79L81 188L75 186L76 185V179L78 177L77 172L80 170L83 171ZM87 169H90L91 171H89ZM31 170H33V171H31ZM200 170H201V172H200ZM243 170L244 169H242V171L239 174L242 176H245L244 174L246 172H248V170L247 171H243ZM102 172H103V170H102ZM220 173H221V176H220ZM242 173H244V174H242ZM200 174L198 175V177L199 176L201 177ZM255 175H256V173H255ZM62 176H64V174H62ZM228 177L230 178V176H228ZM238 177L240 178V176H238ZM36 178L37 177L35 176V180H36ZM229 178H227L228 182H230ZM82 179H80V181H83ZM105 179L106 178H104L103 181H105ZM243 179H245V178H243ZM115 180H117V175H114L111 177V182H114ZM245 180H247V179H245ZM241 181H239V182H241ZM221 182H223V185H228V182L227 183L225 181H221ZM224 182L226 184H224ZM214 185H215V183H214ZM212 186H213V183H212ZM217 186L219 187V183H217ZM221 187H220V189H222ZM179 188H186L189 190H193V188L195 189L194 192L189 191V193L192 192V194H193V195L191 194L192 197H190V195H189V197H190L189 200L191 202V198H192L194 201V204L192 206L189 202V206H191V207L188 208L184 205L185 203H183V200H185V198L182 199L183 197H181V199H182V202H181L179 200V198H177L178 196L173 195L174 192H171L173 190L178 191ZM207 188H208V190H207ZM68 190H70V192L66 193ZM32 191L34 192L33 194H31ZM116 191H118V190H116ZM177 191H176V194H177ZM214 191L211 193L213 194ZM160 192H162V191H160ZM160 192L158 193L159 195H160ZM206 193L209 195V196L207 195L208 197L206 196ZM163 194H165V195L168 194V196L167 195L164 196ZM224 194H225V192H224ZM175 196H177V197H175ZM164 197L167 198V200L165 202H163V200L166 199ZM169 197H171V198H169ZM43 198H44V196H43ZM38 199H39V197H38ZM38 199H36L37 200V202H36L37 207L36 208L41 207V205L43 204V201H42L43 199L40 198L39 201H38ZM57 199L58 198H55V196L52 199L51 198L48 199L49 200L48 211H50L52 208H55L57 205H59L61 203V201L57 200ZM119 199L125 200V203H124L122 208H117L116 202H118L117 200H119ZM45 200H47V199H44V201ZM126 200H128V201H126ZM203 200L205 201V203L203 202ZM206 201L207 202L209 201V205L206 204ZM199 202H201L202 205L204 203V206H202ZM231 202H233L235 204V201H231ZM231 202H230V204L232 205ZM198 203H199V205H198ZM223 204H225V203H223ZM206 205H207V207H205ZM184 206H185V208H184ZM220 206H222L221 203H220ZM220 206H218V207H220ZM202 207L205 209H202ZM218 207H216V208L218 209ZM186 208H188V210L185 213ZM36 210H35V212H36ZM218 210H217V212H219V213H217V214L220 215L221 212ZM117 211L121 214V218L122 219L126 218V220L124 219L123 222H121V223L114 222V223L110 224L108 226L109 227L108 229L111 230L110 231L111 234L108 233L107 234V236L109 235L108 237L105 235L107 237L106 240L104 238L105 236L101 237V232H100V236L98 237L97 236L98 234H96V230H95V232H94V229L89 230L91 227V224H88L87 220H86V215L89 212H91L93 215L96 214L97 217L98 216L109 217V216L115 215V213ZM224 213H225V210H224ZM48 214L50 215L51 213H48ZM186 214L193 215L194 217L193 216L192 217L194 219L187 220L190 215H188V217L186 219V217H185ZM44 215H47V213L41 214L40 217H38V215H37V218L40 219L41 217L42 218L44 217L43 219H46L45 218L46 216H44ZM231 215H232V213H231ZM228 216H230V215H228ZM30 218L35 219V215L32 214V216ZM230 218H231V216H230ZM232 218H231V220H229L230 226L232 223L231 221L233 220ZM43 219L42 220L40 219V220L43 221ZM224 219H227V218H224ZM25 221H31V220L26 219ZM229 221L226 220L225 223H227ZM253 221H251V222H253ZM17 222L18 221H16V223L14 222V224L16 225ZM21 222H23V221H21ZM31 222H33V220ZM43 222L45 223V221H43ZM140 222H138V223H140ZM248 222L246 225L249 228L250 224H252V223L249 222V224H248ZM5 223H2V224L4 225ZM28 223H30V222H28ZM2 224H1V226H2ZM8 224L9 223H7L6 225H8ZM14 224H11V225H14ZM27 224L26 223L23 224L24 227L26 225V229H22V228H24V227H22L23 225H21L20 227L18 226L17 232H19V235L21 234L20 230H27V228H28ZM33 224H34V222L31 224H28V226L31 227V226H33ZM37 224L39 225V227L41 226V228L43 230L42 223L37 222ZM255 224L257 226H260V224L258 225L257 222ZM255 224L253 223L254 226H251V227L252 228L255 227L256 226ZM11 225H10V227H11ZM43 225H45V224H43ZM262 226H263V224H261V230H262V228L264 229V226L263 227ZM12 228L14 229L15 227L12 226ZM88 230H89V232L87 233ZM221 230H218L217 233L222 232ZM251 231H250V234H251ZM17 232H15L14 234H17ZM123 232H124V234H123ZM223 233H225V231ZM14 234H12V235L14 236ZM197 234H196V236H197ZM92 235L97 236L98 238L97 237L96 238L99 239L100 242L102 240V242H101L103 244L102 247L106 246V248H102L103 250L106 249L104 252L102 250V253H101L99 251L100 249L99 250L97 249L98 250L97 252H99V253L95 252L96 251L94 248L95 245H93L91 242V239H93ZM129 235H130V233H129ZM90 237H91V239H89ZM190 237L191 236H189V238ZM192 237H195V236L193 235ZM8 238H10V235L8 236ZM96 238L94 237V239H93L94 241H96L95 243L101 244L99 241L97 242ZM100 238H101V240H100ZM0 239H1L0 241L3 242L5 239H7V237L5 236V239H3V238H0ZM13 239L15 240V238H13ZM14 240H12L13 244L9 243V244H12V245H10L11 247L8 246L9 244L7 242H5V244H8V245L6 246V249H4V250L1 248L2 247L1 244H3V248H4L5 244L0 243V246H1L0 251L4 252L7 249H9L10 251L13 250L12 247L14 246V244L17 243ZM88 240L91 242L92 246H89L90 242H88ZM103 240H105V242ZM105 243H106V245H105ZM7 247H9V248H7ZM164 247H165V251H163ZM85 248H87V250ZM182 249H183V247H182ZM186 249H188L187 246H186ZM9 250H7V251H9ZM184 250H185V248H184ZM181 252H184V251L182 250ZM181 252H179L178 254H180V255H177V256H179V257L182 256L183 253L181 254ZM11 254H12V252H11ZM89 257H92V256H89ZM89 257H87V258H89ZM21 260H23V259H21ZM107 261H108V263H107ZM30 263L31 262L28 263V261H21L18 264H30Z\"/></svg>","mask_w":264,"mask_h":264}]
</instances>
